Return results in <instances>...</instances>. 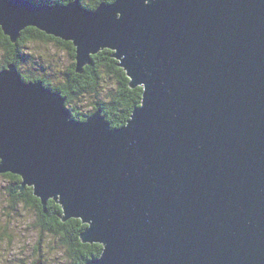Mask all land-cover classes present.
Segmentation results:
<instances>
[{
	"label": "water",
	"instance_id": "1",
	"mask_svg": "<svg viewBox=\"0 0 264 264\" xmlns=\"http://www.w3.org/2000/svg\"><path fill=\"white\" fill-rule=\"evenodd\" d=\"M27 2L0 0L12 42L33 25L73 40L78 72L117 49L143 106L122 127L100 108L79 123L10 63L0 173L87 224L82 241L103 245L87 264H264V0Z\"/></svg>",
	"mask_w": 264,
	"mask_h": 264
},
{
	"label": "trees",
	"instance_id": "2",
	"mask_svg": "<svg viewBox=\"0 0 264 264\" xmlns=\"http://www.w3.org/2000/svg\"><path fill=\"white\" fill-rule=\"evenodd\" d=\"M113 1L89 0L88 3H85V0H80L81 4L89 9H91L93 3L100 5L102 2L112 3ZM40 2L49 4V0H40ZM69 2H73V0H60L61 4H68ZM35 31L38 33L37 29L32 27L24 29L18 42L14 43L10 39L7 42L5 41V33L0 27V46L5 53V63L0 65V70L6 68L10 63H16L23 79L26 81L44 80L46 86L61 92L67 97L68 108L72 111L74 119L78 121L86 120L89 116L87 111L77 107L80 99L87 94L90 99H93L95 109L100 107L103 109L104 115L112 126L121 127L125 125L134 110L140 107L143 87L132 88L130 86L127 72L118 67L115 58L112 57L113 51L102 50V52L94 56L92 65L90 64L82 72L77 71V61L76 64L73 62L71 64L73 66L66 68V78H63L61 83L54 84L48 78H36L22 71V62L26 57L25 47L29 41L33 40V35H37ZM41 35H43L42 39L45 36L47 40L54 37L48 34ZM34 41H36L35 38ZM61 42L63 43V41ZM65 47L68 48L67 46ZM73 51H75L74 47ZM4 177L9 179L6 189L7 207L11 208L12 211L20 208L36 209L39 215V221L36 226L41 230L48 231L50 236L54 235L53 238L61 240V244L69 258L68 261L71 264H87L91 259L101 255L103 249L101 244L82 241L81 233L87 224L83 223L81 219L70 218L67 221L62 220L64 216L63 208L57 201L50 199L47 206L44 207L42 201L34 195L33 187L29 186L21 189L22 181L19 175L8 172L4 174ZM45 231H42V233Z\"/></svg>",
	"mask_w": 264,
	"mask_h": 264
},
{
	"label": "rangeland",
	"instance_id": "3",
	"mask_svg": "<svg viewBox=\"0 0 264 264\" xmlns=\"http://www.w3.org/2000/svg\"><path fill=\"white\" fill-rule=\"evenodd\" d=\"M24 1H29L34 6L47 5L45 3H41L40 0L35 2L32 0ZM30 27L37 29L38 33L35 31L37 35H33L36 41H34L33 38V40L29 41L28 45L25 47L26 57L22 62V71L36 78H48L52 80L54 84L61 83L63 78H66V68L73 66L71 64L73 62L76 64V61H78L76 58L78 55L76 51L77 45L74 44L73 40H65L54 35H51L54 37L48 40L45 36L42 39L41 37L43 35L41 34H47L46 31L41 30L35 25ZM4 39L6 42L9 39L11 41V37L8 34L4 35ZM61 41H63V43ZM16 42H18V40ZM64 45L68 48H66ZM72 46L74 47L75 51H73ZM106 49L113 51L112 55L117 52V49L114 50L110 47H103V49L90 54L91 61L83 66V70L93 63V58L95 55H98V53ZM114 58L117 62V65L121 63L120 59H117L116 57ZM3 63H5V53L0 46V65ZM118 67H121L127 72L123 66L119 65ZM127 76L131 82L132 78L129 75ZM39 81H42L44 86L48 87L46 86L45 81L42 79L30 80L28 82L36 83ZM92 100L93 99H90L88 95L85 94L77 105V107L84 109L89 113L88 118L99 109H95ZM142 101L140 106H143ZM66 106L68 105L66 104ZM100 109L102 108L100 107ZM102 114L104 115V112H102ZM87 120L88 119L80 121L85 122ZM4 174L6 173H0V264H40L42 262L45 264H69V258L66 254L65 248L61 244V240L53 238L54 235L50 236L48 231L41 230L38 226H36L39 221V215L36 209L20 208L16 211H12L11 208L7 207L8 200L6 189L9 184V179L4 177ZM19 176L21 177V181H23L22 176ZM38 198L41 200L40 197ZM87 227L88 226H86L82 232H84ZM42 231L45 232L42 233Z\"/></svg>",
	"mask_w": 264,
	"mask_h": 264
},
{
	"label": "clouds",
	"instance_id": "4",
	"mask_svg": "<svg viewBox=\"0 0 264 264\" xmlns=\"http://www.w3.org/2000/svg\"><path fill=\"white\" fill-rule=\"evenodd\" d=\"M89 2V0H85V3H88ZM74 3V2H73ZM117 3V0H114V2H112V3H106V4H104V5H106V6H113V5H115ZM151 3V0H144V4L145 5H148V4H150ZM56 4H61L60 3V0H49V6H53V5H56ZM70 4H72V3H70ZM70 4H68V5H70ZM80 4V7L82 8V9H84V10H86V11H89V12H96L99 8H100V6L99 5H97V4H95V3H93L92 4V7H91V9H89V8H87V7H85V6H83L81 3H79ZM117 19H119L120 18V13L118 12L117 14Z\"/></svg>",
	"mask_w": 264,
	"mask_h": 264
},
{
	"label": "bare ground",
	"instance_id": "5",
	"mask_svg": "<svg viewBox=\"0 0 264 264\" xmlns=\"http://www.w3.org/2000/svg\"><path fill=\"white\" fill-rule=\"evenodd\" d=\"M73 1H75V0H73ZM103 3V2H102ZM102 3H100V5L102 4ZM106 3V2H105ZM109 3V2H108ZM48 6V5H47ZM84 6V5H83ZM26 81V80H25ZM26 82H28V81H26ZM67 108H68V106H67ZM133 115V114H132ZM132 117V116H131ZM76 120V119H75ZM78 121V120H77ZM79 123H82L81 121H78ZM63 212H64V210H63Z\"/></svg>",
	"mask_w": 264,
	"mask_h": 264
},
{
	"label": "snow or ice",
	"instance_id": "6",
	"mask_svg": "<svg viewBox=\"0 0 264 264\" xmlns=\"http://www.w3.org/2000/svg\"><path fill=\"white\" fill-rule=\"evenodd\" d=\"M54 6V5H53Z\"/></svg>",
	"mask_w": 264,
	"mask_h": 264
}]
</instances>
